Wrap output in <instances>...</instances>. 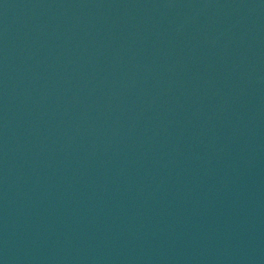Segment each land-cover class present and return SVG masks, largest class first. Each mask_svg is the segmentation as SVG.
I'll return each instance as SVG.
<instances>
[{
    "label": "water",
    "instance_id": "95a60500",
    "mask_svg": "<svg viewBox=\"0 0 264 264\" xmlns=\"http://www.w3.org/2000/svg\"><path fill=\"white\" fill-rule=\"evenodd\" d=\"M0 264H264V0H0Z\"/></svg>",
    "mask_w": 264,
    "mask_h": 264
}]
</instances>
